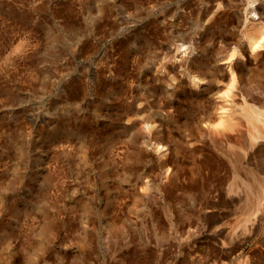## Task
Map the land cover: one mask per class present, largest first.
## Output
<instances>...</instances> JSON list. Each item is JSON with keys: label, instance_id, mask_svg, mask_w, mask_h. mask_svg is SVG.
Listing matches in <instances>:
<instances>
[{"label": "rangeland", "instance_id": "rangeland-1", "mask_svg": "<svg viewBox=\"0 0 264 264\" xmlns=\"http://www.w3.org/2000/svg\"><path fill=\"white\" fill-rule=\"evenodd\" d=\"M258 5L0 0V264H264V180L246 212L255 184L185 94L195 58L226 90L232 18Z\"/></svg>", "mask_w": 264, "mask_h": 264}, {"label": "bare ground", "instance_id": "bare-ground-1", "mask_svg": "<svg viewBox=\"0 0 264 264\" xmlns=\"http://www.w3.org/2000/svg\"><path fill=\"white\" fill-rule=\"evenodd\" d=\"M231 26L233 29L230 41L232 49L227 61L223 62L226 65L225 71L222 70L220 74L218 73L220 78L227 79L226 90L219 92L220 86L218 87L214 83V79L217 77V74L214 72L215 69L202 66L206 65L202 59L195 58L192 62H199L201 65L196 71L197 75L191 77L192 84H187L189 88L185 90V94L190 95L193 92L197 93L198 90H206L205 95L195 98V101L201 100L199 98H208L213 103L216 111L212 113V116L208 115L209 119L214 120L210 126L213 136L225 140L231 154V162L235 169V178L240 177V169H245V171H248L242 177L245 187L248 188V186L255 184L253 186L255 196L250 197L251 201L245 202L243 208L246 212H250L256 206L255 197H259L260 195L257 187L258 185L261 186L262 184L260 185V183L264 180V177L260 179L257 172L253 171L252 173L250 167L252 162L246 157L256 149L262 151L263 156L256 163L257 167L264 168V82L258 78L260 74H264V6H253L239 12L232 18ZM183 47H185L184 44L179 43L176 45V52H178V49H184ZM159 66L161 68L162 63ZM168 66L173 71L177 69L175 64ZM165 88L168 90L171 87L170 85H166ZM199 103L197 102L196 104ZM206 113L204 111V114ZM155 114L157 115V113ZM136 120H133L132 123H135ZM145 121L147 122V120ZM141 122L143 121L141 120ZM143 127L144 124L142 125ZM156 142V145H153V151L157 153V156L158 154L162 155L168 149L166 139L161 137L158 140L156 139ZM175 144L174 147L177 145ZM171 147L173 146L171 145ZM165 166L167 167V163L164 161L163 168ZM168 172L167 169L162 174L165 175ZM243 213L245 214V212Z\"/></svg>", "mask_w": 264, "mask_h": 264}]
</instances>
